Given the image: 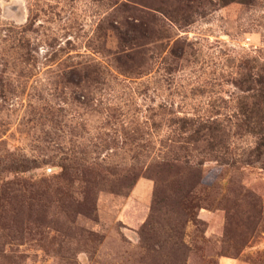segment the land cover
<instances>
[{
  "label": "rangeland",
  "instance_id": "rangeland-1",
  "mask_svg": "<svg viewBox=\"0 0 264 264\" xmlns=\"http://www.w3.org/2000/svg\"><path fill=\"white\" fill-rule=\"evenodd\" d=\"M247 63L264 0H0V264H264Z\"/></svg>",
  "mask_w": 264,
  "mask_h": 264
},
{
  "label": "trees",
  "instance_id": "trees-1",
  "mask_svg": "<svg viewBox=\"0 0 264 264\" xmlns=\"http://www.w3.org/2000/svg\"><path fill=\"white\" fill-rule=\"evenodd\" d=\"M233 1L242 3L249 2V0H223V3ZM247 64V72L239 78H236L234 80V85L242 93L247 95L246 98H248V100L251 99L252 101L238 106V112L236 114H233V116L241 120L243 122V125L247 129H250V132L252 134L259 137L260 144L256 150L260 151V146L264 147V67L258 68L250 63ZM179 120L183 123L181 131L190 134L189 139L186 140V146H188L189 143L196 144L199 141H204V139L209 138V140L212 139L211 141H209L210 151L213 150L212 153H214L217 143H221L227 135V128L223 126L222 122H219L217 120L199 121L197 119L189 117L180 118ZM181 148L185 147H183L182 145ZM215 153L216 154H213V157H215V161L224 160V157L219 152ZM183 165H185L184 168H187V171H190L189 173L194 174V176L190 178L192 180L196 175L194 173L195 166L201 165V162L190 160L185 156L184 158H181L179 155H175L171 158L165 159L163 169L154 172V174L156 177L161 178L160 173L166 174V172H172L173 167L181 168ZM177 177L182 178V173L178 174ZM185 181L189 183L188 179ZM193 185L197 184H190V190L188 191V195L186 194L187 196H189V193L191 192V186ZM181 189L183 188L180 187L179 191H181ZM182 195L186 197L185 194ZM155 203H158V199H155Z\"/></svg>",
  "mask_w": 264,
  "mask_h": 264
}]
</instances>
